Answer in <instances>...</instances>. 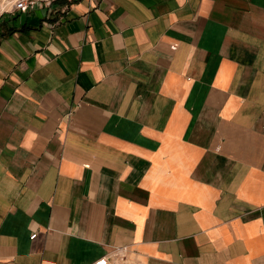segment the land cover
I'll list each match as a JSON object with an SVG mask.
<instances>
[{"label": "crops", "instance_id": "1", "mask_svg": "<svg viewBox=\"0 0 264 264\" xmlns=\"http://www.w3.org/2000/svg\"><path fill=\"white\" fill-rule=\"evenodd\" d=\"M103 258L264 264V0L0 14V264Z\"/></svg>", "mask_w": 264, "mask_h": 264}, {"label": "built area", "instance_id": "2", "mask_svg": "<svg viewBox=\"0 0 264 264\" xmlns=\"http://www.w3.org/2000/svg\"><path fill=\"white\" fill-rule=\"evenodd\" d=\"M32 2V0H17L16 2V9L17 10H22L25 11L29 4ZM36 235H33L31 238H35ZM125 254H126V249H121L119 251L114 252L113 258L119 261H123L125 259ZM109 259L108 258H103L99 261H97L95 264H109Z\"/></svg>", "mask_w": 264, "mask_h": 264}, {"label": "rangeland", "instance_id": "3", "mask_svg": "<svg viewBox=\"0 0 264 264\" xmlns=\"http://www.w3.org/2000/svg\"><path fill=\"white\" fill-rule=\"evenodd\" d=\"M40 3H45L47 0H39ZM17 0H0V14L4 11H9L13 8L16 9L15 5H16Z\"/></svg>", "mask_w": 264, "mask_h": 264}]
</instances>
